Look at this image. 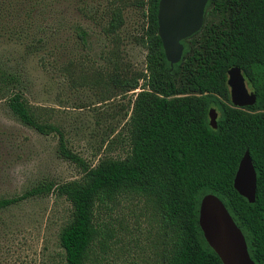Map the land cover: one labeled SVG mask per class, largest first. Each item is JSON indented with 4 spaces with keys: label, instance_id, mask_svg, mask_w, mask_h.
Masks as SVG:
<instances>
[{
    "label": "trees",
    "instance_id": "trees-1",
    "mask_svg": "<svg viewBox=\"0 0 264 264\" xmlns=\"http://www.w3.org/2000/svg\"><path fill=\"white\" fill-rule=\"evenodd\" d=\"M157 2L138 0L145 18L139 41L145 50L143 70L136 77L112 80L123 92L141 80L127 121V155L88 165L67 148L56 127L41 122L20 94L13 93L7 99L11 115L38 134H56L57 155L79 170L81 180L40 183L0 198V212L53 191L70 208V218L57 235L62 264H89L97 235L95 210L130 196L156 220L160 264H221L197 224L199 201L211 194L240 230L249 258L264 264V0H207L204 15L210 10L218 19L181 41V59L171 68L156 35ZM121 25L120 8L112 7L102 31L114 35ZM231 67L240 70L254 93L252 106H231L226 86ZM17 82L0 65V83ZM210 108L217 114L215 129L208 125ZM244 151L256 177L252 204L232 188Z\"/></svg>",
    "mask_w": 264,
    "mask_h": 264
},
{
    "label": "rangeland",
    "instance_id": "rangeland-1",
    "mask_svg": "<svg viewBox=\"0 0 264 264\" xmlns=\"http://www.w3.org/2000/svg\"><path fill=\"white\" fill-rule=\"evenodd\" d=\"M112 7L120 8L122 25L106 35ZM203 18V26L218 19L210 10ZM144 28L138 0H0V65L18 78L14 86L0 83V198L81 180L57 155L56 134H38L11 115L13 93L88 165L127 155V121L141 80L127 92L112 80L143 70ZM94 216L89 264H160L161 233L141 202L125 196ZM69 218L68 202L53 191L1 211L0 264H62L57 235Z\"/></svg>",
    "mask_w": 264,
    "mask_h": 264
},
{
    "label": "water",
    "instance_id": "water-1",
    "mask_svg": "<svg viewBox=\"0 0 264 264\" xmlns=\"http://www.w3.org/2000/svg\"><path fill=\"white\" fill-rule=\"evenodd\" d=\"M206 2L207 0H158L156 35L170 68L181 59V41L200 30ZM226 86L232 107L241 109L255 103V95L247 91L244 78L237 67L227 70ZM207 117L209 127L215 129L217 114L213 108L208 110ZM232 188L247 203L254 202L256 177L247 151H244L238 162ZM197 224L203 240L221 264H254L249 258L240 230L218 198L206 194L200 199Z\"/></svg>",
    "mask_w": 264,
    "mask_h": 264
},
{
    "label": "flooded vegetation",
    "instance_id": "flooded-vegetation-1",
    "mask_svg": "<svg viewBox=\"0 0 264 264\" xmlns=\"http://www.w3.org/2000/svg\"><path fill=\"white\" fill-rule=\"evenodd\" d=\"M203 20H204V18H203ZM202 26H203V23H202ZM202 26H201V28H202ZM200 28V29H201ZM184 41V40H183ZM182 45V44H181ZM183 47V46H182ZM183 51V50H182ZM227 72V71H226ZM244 78V77H243ZM244 83H245V86H246V81H245V79H244ZM228 88V87H227ZM246 89H247V87H246ZM248 91V90H247ZM248 92H252V91H248ZM228 94H229V91H228Z\"/></svg>",
    "mask_w": 264,
    "mask_h": 264
}]
</instances>
